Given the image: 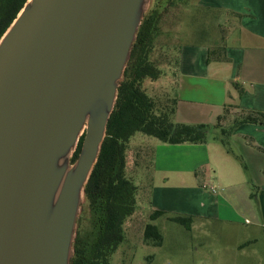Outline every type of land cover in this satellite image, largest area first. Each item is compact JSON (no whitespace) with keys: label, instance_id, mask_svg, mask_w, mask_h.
<instances>
[{"label":"water","instance_id":"1","mask_svg":"<svg viewBox=\"0 0 264 264\" xmlns=\"http://www.w3.org/2000/svg\"><path fill=\"white\" fill-rule=\"evenodd\" d=\"M151 1L27 0L0 38V264H71Z\"/></svg>","mask_w":264,"mask_h":264},{"label":"rangeland","instance_id":"2","mask_svg":"<svg viewBox=\"0 0 264 264\" xmlns=\"http://www.w3.org/2000/svg\"><path fill=\"white\" fill-rule=\"evenodd\" d=\"M189 0H152L147 10L158 9V28L154 41L152 60L161 70L156 79L148 77L143 81V88L153 97L158 108L171 106L175 94L177 58L186 43L215 44L230 25L229 18L223 11L194 12L193 16L185 11ZM208 1V0H206ZM218 5L227 0H214ZM227 3V2H226ZM221 43V42H219ZM264 111V110H263ZM160 112V110H158ZM240 110L229 106L225 126H230ZM176 120V119H174ZM260 126L264 123H257ZM162 141L144 133H136L127 143L126 173L138 187L136 207L132 215L124 222L125 240L110 256L111 264H264V220L257 223L252 216L250 223L222 221L215 218H204L215 215L218 208L209 195H200L199 191L185 188L176 196L171 194L163 205L166 214L151 220V206L155 193L161 190L158 186H171L173 182L156 179L153 168L154 148ZM238 160L243 159V174L248 181L254 201L258 208L264 206V172H259L250 153L243 151L235 142H231ZM249 157V158H248ZM73 162V161H72ZM245 162V163H244ZM241 164V163H240ZM245 164L248 169L245 168ZM166 183V185H165ZM214 186L213 173L206 179L203 190L212 194L210 184ZM216 189V186H214ZM176 190V189H175ZM171 190V191H175ZM167 191V192H171ZM217 191V190H216ZM172 193V192H171ZM159 210V209H158ZM215 212V213H214ZM192 216L193 224L189 230L184 225L171 221L169 216ZM156 224L164 237L161 246L146 241L144 230L147 223ZM91 228L90 206L87 198L81 203L77 220V235H86Z\"/></svg>","mask_w":264,"mask_h":264},{"label":"crops","instance_id":"3","mask_svg":"<svg viewBox=\"0 0 264 264\" xmlns=\"http://www.w3.org/2000/svg\"><path fill=\"white\" fill-rule=\"evenodd\" d=\"M226 2L218 5L214 0H189L185 6V11L191 16L194 12L202 16L203 11L219 8L229 18L230 25L223 36L215 40V44L186 43L180 47L175 86L178 98L174 115L176 122L213 125L227 104L239 106L238 110H264V0ZM220 44H225L229 60L214 57L208 61L209 50ZM233 81L243 88L241 96ZM231 142L248 151L257 170L264 172L263 125L241 124L233 132ZM154 151L156 179L172 180L171 186L174 187L166 183V186H158L159 189L170 190L155 193L153 200H150L151 206L167 211L163 201L172 198L169 197L171 194L178 196L185 188H190L199 191L200 195H209L215 206L220 203L226 205L224 209L219 207L215 215L204 218L250 223L252 216L258 224L264 220V206H256L244 177L243 159L238 160L234 151L227 150L221 142H162ZM245 168L248 169L246 164ZM196 170L201 171L198 178ZM211 172L217 191L208 194L203 187Z\"/></svg>","mask_w":264,"mask_h":264},{"label":"trees","instance_id":"4","mask_svg":"<svg viewBox=\"0 0 264 264\" xmlns=\"http://www.w3.org/2000/svg\"><path fill=\"white\" fill-rule=\"evenodd\" d=\"M27 0H0V38L17 17ZM158 9L152 8L143 18L137 38L133 44L131 56L119 86L115 108L108 122L107 135L102 145L98 161L86 185V198L90 206L91 228L88 234H78L76 252L71 264H111L110 256L125 240L124 222L132 215L136 207L138 187L126 173L127 143L138 132L153 136L164 143H206L219 141L232 152L231 136L244 123H264V112L259 110L240 109L230 126H225L229 106L213 125L199 123L189 124L176 122L174 115L178 102L177 96L172 105L158 108L157 101L143 88V81L158 78L161 70L152 60V52L158 28ZM229 60L225 44L209 50L208 61L212 58ZM179 63V54L177 64ZM243 94V88L237 81L232 82ZM160 110V112H158ZM84 136L72 158L75 162L81 152ZM154 163V153H153ZM199 170L195 171L197 178ZM199 183L202 185L201 181ZM254 195V194H252ZM166 214L164 210H153L151 220ZM171 221L192 228V216H169ZM146 241L161 246L164 241L160 228L151 222L144 230Z\"/></svg>","mask_w":264,"mask_h":264},{"label":"flooded vegetation","instance_id":"5","mask_svg":"<svg viewBox=\"0 0 264 264\" xmlns=\"http://www.w3.org/2000/svg\"><path fill=\"white\" fill-rule=\"evenodd\" d=\"M77 237H78V235H76V238H75V243H74V254H75V252H76V241H77Z\"/></svg>","mask_w":264,"mask_h":264},{"label":"built area","instance_id":"6","mask_svg":"<svg viewBox=\"0 0 264 264\" xmlns=\"http://www.w3.org/2000/svg\"><path fill=\"white\" fill-rule=\"evenodd\" d=\"M209 175H210V174H209ZM208 177H209V176H208ZM209 188H211V189H212V191H216V189H215V187L213 186V184H212V183L210 184Z\"/></svg>","mask_w":264,"mask_h":264}]
</instances>
